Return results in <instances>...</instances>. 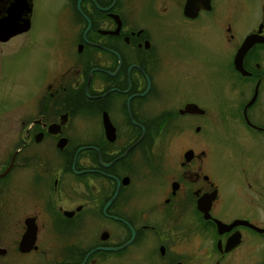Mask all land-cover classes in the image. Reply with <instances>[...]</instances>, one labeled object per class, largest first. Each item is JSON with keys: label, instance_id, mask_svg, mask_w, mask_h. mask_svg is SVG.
<instances>
[{"label": "flooded vegetation", "instance_id": "obj_1", "mask_svg": "<svg viewBox=\"0 0 264 264\" xmlns=\"http://www.w3.org/2000/svg\"><path fill=\"white\" fill-rule=\"evenodd\" d=\"M2 19L25 69L5 74L0 264H264V0H0Z\"/></svg>", "mask_w": 264, "mask_h": 264}, {"label": "rangeland", "instance_id": "obj_2", "mask_svg": "<svg viewBox=\"0 0 264 264\" xmlns=\"http://www.w3.org/2000/svg\"><path fill=\"white\" fill-rule=\"evenodd\" d=\"M3 46L4 45H0V161L1 157H3L1 155H3L4 152L3 144L5 138L9 133V129L13 126V120H15L16 115V112L3 113L2 110L5 104L10 103V105H12V103H15V100L10 101L7 98L10 97V94L16 93L15 90H11L12 87L16 88L15 81L7 83L5 80L10 81V79H7L5 74L10 75V78H16L17 72L24 71L25 69L23 62L18 65L19 60L21 59L20 56L16 53L11 55V51H9L8 54H5L7 49ZM24 58L28 59V53L24 55ZM6 123H8V126H6Z\"/></svg>", "mask_w": 264, "mask_h": 264}, {"label": "water", "instance_id": "obj_3", "mask_svg": "<svg viewBox=\"0 0 264 264\" xmlns=\"http://www.w3.org/2000/svg\"><path fill=\"white\" fill-rule=\"evenodd\" d=\"M6 20L2 19L0 20V40L6 39L7 36H9L10 34H12L13 32H17L20 29H18L16 22L9 20V24L11 25L10 28L8 29V31L6 30L8 24H6ZM4 34V35H3ZM253 39L250 38V41H252ZM5 172H1L0 173V177L4 174ZM215 224H216V228L218 231H223L226 230L228 227V225H225L223 223H221L218 220H215ZM260 232H264V228L259 229ZM229 239V238H228ZM226 240L225 242V248L229 247V244H231V242L229 243V240Z\"/></svg>", "mask_w": 264, "mask_h": 264}]
</instances>
